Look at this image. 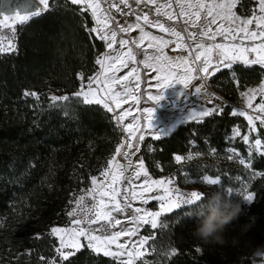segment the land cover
I'll return each instance as SVG.
<instances>
[{"label":"trees","instance_id":"1","mask_svg":"<svg viewBox=\"0 0 264 264\" xmlns=\"http://www.w3.org/2000/svg\"><path fill=\"white\" fill-rule=\"evenodd\" d=\"M252 2L241 0L242 7L237 5L236 11L250 14ZM80 7L70 0H56L53 9L22 26L15 53L0 55V264H46L55 256L58 239L49 230L68 222L73 197L100 173L122 138L112 112L102 105H85L75 98L53 104L48 96L50 91L75 92L82 82L78 73L87 78L98 70L95 60L104 52L105 42L87 32L86 26L93 27L95 22L90 12L80 15ZM234 70L235 78L229 69L210 77L212 86L229 102L239 98V87L264 78L261 65L236 64ZM25 91L37 93L39 99L25 96ZM223 108L202 122L180 124L159 139L148 136L140 154L149 173L155 178L178 176L180 183L175 154H186L193 141L205 150H222L235 126L245 131L246 118L231 115L230 104ZM256 136L264 137L259 122ZM248 161L250 168L230 163L219 164V170L212 164L205 168L219 175L224 187L230 186V178L247 180L254 193L250 203L235 195L228 197L239 201L243 212L218 241L194 240L191 230L196 220L184 215L190 206L181 207L161 217L166 228L143 230L146 234L151 229L155 239L150 237L149 245L155 251L149 248L137 264H253V253L264 239V155L253 152ZM197 186L208 196L218 191V186ZM245 225L250 227L245 230ZM173 247L179 254L165 255ZM70 264L119 261L83 247L70 257Z\"/></svg>","mask_w":264,"mask_h":264},{"label":"snow or ice","instance_id":"2","mask_svg":"<svg viewBox=\"0 0 264 264\" xmlns=\"http://www.w3.org/2000/svg\"><path fill=\"white\" fill-rule=\"evenodd\" d=\"M68 0H66V3ZM133 3L140 7L141 5H151L155 14V19H150L149 12L137 13L129 3V0H70L72 5H80L79 13L84 15L91 13L95 26L87 27V32L95 34L93 38H99L104 41L108 51L99 55L95 64L99 65L100 71L95 76L85 78L83 73H78L79 79L84 81L86 85L73 94L80 98V102L85 105L98 104L102 105L107 112H113L115 108H120L121 103L127 102L129 98L138 102V97L134 95L135 90L140 87V69L133 66L129 69V64L142 65L143 68L155 72L156 80L159 82L158 87L168 88L173 84L179 83L187 87L192 79H203L207 81L209 76L221 71V69H229L231 75L235 78L236 72L234 65L241 64L244 66L261 65L264 66V0H257V6L247 15H238L236 8L241 5V0H132ZM35 4V9L20 15L16 11V19L20 25H24L32 18H37L43 13L53 9L56 0H24L22 8L28 9ZM107 5V8L103 7ZM123 6V7H121ZM115 9L122 17L134 16V22L120 24L118 20L111 15L110 10ZM124 9H127L125 11ZM163 18V19H161ZM9 17L5 16L4 21ZM115 21L116 27H112ZM165 21L179 22L173 23L172 26L166 27ZM2 23V22H0ZM145 26L157 28L161 33H166L173 37L172 40L164 39L152 35L151 32L145 30ZM5 29H10L11 35L8 36L0 32V55L7 53H15L16 45L13 42L16 38V28L13 24L3 23ZM177 28L183 29V34ZM198 29V31H189V29ZM139 30V36L131 41L128 39H117L121 33H129L130 31ZM185 36L191 43L185 42ZM199 37V39H197ZM220 37V41L217 40ZM148 41L147 46L143 47L144 42ZM7 41V43H5ZM170 44H174L172 49L183 50L187 55L177 56L173 58L169 56L165 49ZM118 45V47H117ZM134 45L137 51L133 50ZM148 49H154L149 52ZM249 54H254L251 56ZM142 55L143 58L137 62V56ZM215 57V59H214ZM197 62H200L197 66ZM122 69H129L126 75L117 76L116 74ZM211 69V71H210ZM201 73V76L193 75L194 72ZM134 82V83H133ZM238 84V80L235 81ZM131 85V86H130ZM195 96L203 95L212 98L214 94L202 85L195 89ZM261 96V102L253 106V100L257 95ZM25 96H33L39 99L35 92L25 91ZM240 96L246 100V109H251L256 115L249 114L245 109H233L231 115L244 116L248 122V132L241 136L238 126L232 129V135L229 140L240 137V140L246 145L249 156L253 150L260 151L262 140L264 137L257 136L250 141V134L257 132V122L264 128V81L257 88H249L240 93ZM149 100L161 101L164 96L149 95ZM69 96L51 97L52 101H67ZM215 99H222L215 97ZM224 110L222 105H214L206 107L203 102L195 106L185 118L202 122L204 117L220 114ZM148 123L147 128H152V117L154 110L145 108ZM126 114H120L116 117L117 126H121ZM137 127L132 124L123 125V131L128 134L127 148L130 150L134 147L131 143L137 137V132H141L138 139H145L142 130L139 127V120L134 117ZM162 133L156 135V139L160 138ZM193 146L195 142H192ZM125 147L122 141L116 148L115 154L106 161L105 166L99 173V177H91V188L87 191V196L92 199L93 203L85 208H80L85 197L80 196L76 199V207L68 212V215L74 216L79 209L84 213L85 219L71 220L70 225L64 228L52 227L49 234L59 238V246L55 249L56 257L50 259L40 257L42 261L46 260V264H70V257L76 255L83 247L91 249L94 253H103L104 256H112L119 259V264H137V261L148 252L147 245L151 250L155 251L154 245H149L148 237H141L138 241L120 242V238L124 236H136L139 226L142 224L150 225L155 230L158 227H167V223L161 224L160 217L164 214L171 213L183 206H190V210L185 212L186 217L197 218L203 215L205 202L208 198L206 193L199 190H192L188 193L181 192L179 189H173L171 185L174 181L169 178L153 179L149 175L148 170L144 166L143 160L136 165V171L133 176L139 179L144 176L145 179L140 184V191L132 183V178L125 177V172L133 167V162L129 158V152H121ZM227 158L229 160L236 159L238 163L245 168H250L251 164L246 162L238 151L231 147L227 149ZM209 154L215 156L217 149L211 148ZM264 155V153H261ZM202 152L186 155L175 154L173 159L177 164H181L185 159L193 160L194 156H202ZM117 156H122L126 163L122 164L117 160ZM159 167V165H158ZM162 170V169H161ZM256 175H259L257 173ZM109 177L111 179L109 180ZM127 180L129 187L121 190L116 185ZM205 186H218V191L227 197L233 195L239 197L243 201L252 202L254 196L247 190V185L239 189L232 187H224L221 185L220 179L212 178L209 175L202 174L199 181ZM154 187L159 188L164 194L151 197L160 201L159 210L147 211L140 207H133L131 201L139 200L142 203H148V199L144 197V193L153 190ZM131 209L133 215L126 217L132 227L125 230L112 231L118 227L122 221L114 218V213H126ZM93 225L96 227L93 228ZM67 238V239H66ZM86 241L82 244L81 240ZM155 239V237H151ZM115 245V250L112 246ZM199 252L201 249L196 248ZM179 254L174 247L165 253V255L174 257Z\"/></svg>","mask_w":264,"mask_h":264},{"label":"rangeland","instance_id":"3","mask_svg":"<svg viewBox=\"0 0 264 264\" xmlns=\"http://www.w3.org/2000/svg\"><path fill=\"white\" fill-rule=\"evenodd\" d=\"M129 3L131 4V7L137 13L149 12L150 19H155L156 18L155 14H154V11L152 10V6L151 5H147V6L141 5L140 7H137V5L132 2V0H129ZM256 6H257V0H253L251 8L254 9ZM104 7L107 8V5H104ZM110 12H111V15L113 17H115V19L118 20L120 24H125L126 20H127V22H130V23L135 21V17L134 16H129V17H126V18L124 17V18L119 19L115 12H113L112 10H110ZM25 13L26 12H20V15H23ZM237 14L240 15L238 12H237ZM5 16L9 17V19L7 21H4V17ZM14 18H16V12H14L12 14H1L0 15V22H8V21H10L11 19H14ZM161 19H163V18H161ZM165 23H166V27H169V26H172L173 23H179V22L165 21ZM113 27L114 28L116 27L115 21H114ZM145 30L151 32L152 35H155V36H158V37H163L164 39H167V40L174 39L173 37H171L170 35H168L166 33H161L159 31V29H157V28H151V27L145 26ZM177 30L181 31L182 34H183V29L182 28H177ZM189 31H198V29H191L190 28ZM121 34H122L123 37L120 36L119 38H124V39H128V40L131 41L132 39L138 38L139 30L130 31L129 33H126V34H124V33H121ZM197 38L199 39V37H197ZM217 40H218V38H217ZM185 42L186 43H191V41L187 40L186 36H185ZM147 43H148V41L146 40L144 42L143 47H146ZM131 46L133 47L134 51H137V49L135 48L134 45H131ZM148 51L151 53V52L154 51V49H148ZM106 52L107 51L104 50V52L101 53L100 55H102V54H104ZM165 52L169 56L174 55V53L171 51V48L169 46H168V48L165 49ZM185 53H186L185 51L184 52L177 51L175 53V56H182V55H185ZM142 57H143L142 55H138L137 56V62H139L142 59ZM214 59H215V57H214ZM133 66H137L140 69V82H139L140 87H139V89L135 90V92H134V95L136 97H138V102L136 100H133V99L129 98L127 100V102L121 103L120 108H115V106L113 105V108L115 110L112 112V114L114 116L115 121H116V117L118 115L126 114L125 115V119L122 122V125L118 126L119 129L121 130V133H122V138H121L120 143L122 141L125 142V147L121 149V152L122 153L124 151H128L129 152V158L133 162V167L129 171L125 172L124 175H125V177L132 178V183L136 187L137 191L141 190L140 189V184L145 179L144 176H141L137 180L133 176L134 172L136 171V165L138 164V162L140 160H143L142 156L140 154V148H141L142 143L144 142V140L148 136L156 137V135L158 133L164 134V135H160V136H165V135H169L170 133H172L174 131L172 129H176L178 127V126H176L177 124L180 125V124L186 123L185 118L187 117L189 112L195 106H197L200 102H203L206 107H212L214 105H222L224 107L226 104H230L232 106V111H233L234 108L235 109H245L246 111H248L249 114H252V115L258 114V113H253L251 109H246V100H245V98L240 96V93L243 92V91H246L249 88H257L261 84V82L264 81V78H262L259 81H256V82H253L251 84H248V85H246L244 87H239V98L237 100L233 101V102H229L220 91L216 90L212 86L209 77H208L206 82L208 83L210 90L215 92L216 95H213L212 98H207V97H204L203 95H201L200 97H196L195 94H194L195 93V89L197 87H201V85L205 82V80H203V79H199V78L192 79L191 81H189L187 87H185L183 84L176 83V84H173L172 86H170L168 88H162V87H158V83L159 82L156 80V78H155L156 76H154V75H156L155 72H152V71H150L148 69L143 68V66L139 65V63H137V65H132L130 63L129 64V69L131 67H133ZM129 69H122L116 75L117 76L126 75V73H127V71ZM99 71H100V67H98V70L95 71L92 75H90L88 77L95 76L97 74V72H99ZM151 74H154V75H151ZM193 75L201 76V74L198 71L194 72ZM86 82H87L86 79L84 81H82L81 85L79 86V88L73 93H57L56 91H50L49 94H48V96L50 98V102L53 103V104H58L59 102H65V101H52L51 97L53 95H55V96H69L70 99H72V98L73 99L74 98L75 99H80V98H77V97L73 96V94L76 93L81 88L82 85H86ZM175 93H177V96H178V103H179L178 110L177 111H171L172 113H170V112H166L165 110H162V109H158L157 111L153 109L154 113H153V117H152V121H151L152 128L151 129L147 128L146 125L148 123V116H147V113L144 112V109L145 108H153L152 106L154 104L157 105V106H160L157 101L149 100L147 97L149 95H152V96H157V95L165 96V95H167L168 96V95H173ZM183 95H186L189 98L190 102H188V103H193L192 106L186 108V107H182V105H180V103L183 102V100H182ZM215 97H220L222 99L218 100V99H215ZM261 99H262L261 96L258 94L256 96L255 100H253V106H255L257 103H260ZM134 117H136L139 120V127L142 130V134H144L145 139L143 141H140L138 139V137L141 134V132H137V137L131 141V143L134 145V147L129 150L127 148V143H126L128 134L123 131V125L132 124L133 127L136 128L137 124L133 120ZM166 119L168 120V123L167 122L165 123ZM188 121H192V120H188ZM116 124H117V121H116ZM247 132H248V127L246 128L245 131H242L241 128H240L241 136H243ZM256 134H257V132H253V133L250 134V141L257 137ZM231 135H232V131L228 134V136L226 138V142H227L226 147L224 149H222V150H217V154L215 156L210 155L209 154L210 150H208V149L205 150L206 148H204L202 145H197L195 143L194 146L193 145L191 146V149L186 154H188L189 152H192L193 154L196 153V152H202L203 155L199 156V157H195L194 156L193 160L185 159L181 164H179V172H181L179 176H180V178L182 177V182H180V183H183L184 185H182V184L177 182L178 176L171 177V176H168V175H162V176L157 177V178H163L164 180H167V179L171 178L174 181L173 184H179V185H182V186H186V187H188L190 189V191L195 189V190H199L200 192H202V190L197 186L198 184H202V183L198 182L202 174L209 175L212 178H217L218 177L220 179L221 185H222V179L220 178L219 175H212L209 172H205V168L209 167V164H212V165L216 166V167H214L215 168L214 170H219V167H221V166H219V164H223V163H230L231 166L237 167V168H240L241 166H243V165H241L240 163L237 162L239 157H237L236 159H233V160H229L227 158V155H228L227 149H229L231 147H234L238 151L239 155L243 156L246 159V162L249 163L248 160L250 158L249 153H248V149H247L246 145L240 140V137H236V138H234L233 140L230 141L229 137ZM120 143H119V145H120ZM239 145L244 146V148H245L244 151L240 147H238ZM253 152L264 153V142L262 141V146H261V149H260L259 152H257L256 150H253ZM186 154H181V155H186ZM117 160H119L120 163H122V164L126 163V161L124 160V158L122 156H117ZM212 165H210V166H212ZM144 166H145V164H144ZM145 168L147 169L146 166H145ZM252 173L253 172H251L250 174H252ZM149 175H150V173H149ZM150 176L152 178V175H150ZM96 177H99V174H97ZM110 179H111V177H109V180ZM231 184L233 185L232 186L233 189H239L242 186L247 185L248 186L247 190L249 192H251V194L254 196V193L249 190V182L247 180H243L242 178H238L236 180L233 179V178H230L229 179L230 187H231ZM90 186H91V183H90L89 186L82 187L80 190H78L77 193L75 194V196L73 197L72 201H76V199L78 197H80V196H86L87 195V191L90 188ZM116 186L118 188H120L121 190H123L124 188H128L129 184H128V181L125 180L122 183H118ZM160 191L161 190L159 188L154 187L153 190L145 192L144 193V197L146 199H148V203H146V204L142 203L139 200L131 201V198H130V202L133 204V207H140V208H142L144 210H147V211H157V210H159L158 204L160 205L161 202L158 201V200L152 199L151 197L158 196V195H163L164 193L160 192ZM245 202L249 203L247 201H245ZM67 215H68V212H67ZM113 215H114L115 219H120L122 221V223L117 227L118 228L117 230H125L127 228L132 227V225L126 219V217H131L133 215V212L131 211V209H128L126 211V213H114ZM161 217H160V220H161ZM70 222H71V219H70V216L68 215V222L66 224L55 225L53 227L64 228V227L69 226ZM146 227L151 228L150 225L142 224V225L139 226V231H138L136 236H132V237L124 236V237H121L120 238V242L124 243L126 241H128V242L138 241L141 237L150 238L153 233H152L151 229H148V232L145 234L143 232V230ZM57 239H58V245L56 246V248L59 246V238L57 237ZM81 242H82V244H86L87 243L83 239L81 240ZM112 248H113V250H115V245H113ZM145 248H148V251H149V247L147 245L145 246ZM144 256H142L141 258H144ZM54 257H56V253H55ZM56 259L59 260V257H56Z\"/></svg>","mask_w":264,"mask_h":264},{"label":"clouds","instance_id":"4","mask_svg":"<svg viewBox=\"0 0 264 264\" xmlns=\"http://www.w3.org/2000/svg\"><path fill=\"white\" fill-rule=\"evenodd\" d=\"M242 212L243 208L239 201H232L219 191L214 192L208 196L203 215L197 218L191 235L194 240L205 244L218 241L227 226ZM248 227L250 225H245L244 229L247 230ZM254 255L264 256V245L258 247Z\"/></svg>","mask_w":264,"mask_h":264},{"label":"built area","instance_id":"5","mask_svg":"<svg viewBox=\"0 0 264 264\" xmlns=\"http://www.w3.org/2000/svg\"><path fill=\"white\" fill-rule=\"evenodd\" d=\"M113 12H115L120 18H122L121 14L118 13L115 9H111ZM125 11H127V9H124ZM3 23H8V24H13L16 28V38L15 40L13 41L16 45V48L18 46V40H19V35H20V30L22 28L23 25H20L19 21L14 18V19H11L10 21L8 22H2L0 23V32H3L4 34L10 36L11 35V31L10 29H5L3 27ZM5 43H7V41H5ZM171 187L173 189H179L181 192H184V193H188L190 192V189L186 186H182V185H179V184H172ZM85 197V200L83 202V204H81L80 208H85V206H90L93 201L91 198H89L87 195L84 196ZM76 207V204H75V201H72L70 206L68 207L67 209V212H70L72 211L74 208ZM185 207V206H183ZM71 220H74V219H81V220H84L85 219V215L83 212H81L79 209L77 210V214L74 215V216H71L70 217ZM96 226L93 225V228H95ZM117 227L116 228H113L112 231H117ZM256 261H257V264H264V256H256Z\"/></svg>","mask_w":264,"mask_h":264},{"label":"crops","instance_id":"6","mask_svg":"<svg viewBox=\"0 0 264 264\" xmlns=\"http://www.w3.org/2000/svg\"><path fill=\"white\" fill-rule=\"evenodd\" d=\"M103 7H104V5H103ZM118 16V15H117ZM118 18L119 19H121L119 16H118ZM122 18H124V17H122ZM95 22V21H94ZM113 25H114V22H113V24H112V27H113ZM120 36H122V34H119L118 35V37H117V39L119 40V39H121V38H119ZM123 37V36H122ZM218 38V41H220V37H217ZM198 39V38H197ZM117 47H118V45H117ZM169 47L171 48V51L174 53V55H172V57L173 58H175V57H177V56H175V53L177 52V51H180V52H184L183 50H176V51H173L172 49H173V47H175V45L174 44H170L169 45ZM105 50L106 51H108V49L106 48V44H105ZM185 55H187V53H185ZM250 55V57L251 56H254V54H249ZM143 58V57H142ZM199 65V62H197V66ZM211 70V69H210ZM201 74V73H200ZM151 75H154V74H151ZM157 75V74H156ZM156 75H154V76H156ZM211 76H209V78H210ZM156 78V77H155ZM182 100H183V102H181L180 103V105H182V107H186V108H188V107H190V106H192L193 105V103H188V102H190V100H189V98L186 96V95H183V97H182ZM158 104L160 105V106H157V105H153L152 107V109H154V110H158V109H162V110H165L166 112H170V113H172L171 111H177L178 110V107H179V103H178V96H177V93H175V94H173V95H165L164 96V98L161 100V101H159L158 102ZM193 121V120H192ZM168 123V120L166 119L165 120V123ZM176 126H178V124L176 125ZM176 128V127H175ZM172 130H175V129H172ZM151 175V174H150ZM152 178L153 179H163V178H155V177H153L152 176ZM90 188H91V186H90ZM160 192H162V191H160ZM158 206H159V204H158ZM262 245H264V239L261 241V243L259 244V246L258 247H260V246H262ZM257 247V248H258ZM257 250V249H256ZM255 250V251H256ZM255 253V252H254ZM254 253H253V256H252V259H253V264H257V261H256V256L254 255ZM118 261H119V259L118 258H116Z\"/></svg>","mask_w":264,"mask_h":264},{"label":"water","instance_id":"7","mask_svg":"<svg viewBox=\"0 0 264 264\" xmlns=\"http://www.w3.org/2000/svg\"><path fill=\"white\" fill-rule=\"evenodd\" d=\"M24 0H0V15L1 14H12L16 11L29 12L35 9V4L31 8H22Z\"/></svg>","mask_w":264,"mask_h":264},{"label":"bare ground","instance_id":"8","mask_svg":"<svg viewBox=\"0 0 264 264\" xmlns=\"http://www.w3.org/2000/svg\"><path fill=\"white\" fill-rule=\"evenodd\" d=\"M121 7H123V6H121ZM173 48H174V47H173ZM202 85L206 86V87H207V90H208L210 93H212V94L216 95V93H215V92H213V91H211V90H210V88H209V85H208V83H207V82H204ZM202 85H201V86H202Z\"/></svg>","mask_w":264,"mask_h":264}]
</instances>
